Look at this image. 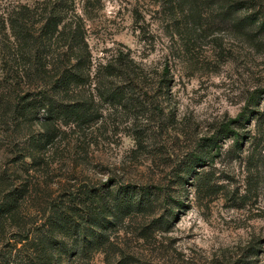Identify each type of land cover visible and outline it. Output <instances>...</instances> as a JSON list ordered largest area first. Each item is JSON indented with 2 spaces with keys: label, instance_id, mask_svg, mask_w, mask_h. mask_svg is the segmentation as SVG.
<instances>
[{
  "label": "rangeland",
  "instance_id": "rangeland-1",
  "mask_svg": "<svg viewBox=\"0 0 264 264\" xmlns=\"http://www.w3.org/2000/svg\"><path fill=\"white\" fill-rule=\"evenodd\" d=\"M73 5L91 70L123 52L145 80L123 105L98 100L92 121L49 123L53 137L31 155L42 115L0 113V194L29 186L20 215L31 226L45 199L148 186L150 204L104 228L79 264H264V30L237 33L204 0ZM23 6L43 14L41 0H0V89L15 66L8 20Z\"/></svg>",
  "mask_w": 264,
  "mask_h": 264
},
{
  "label": "trees",
  "instance_id": "trees-1",
  "mask_svg": "<svg viewBox=\"0 0 264 264\" xmlns=\"http://www.w3.org/2000/svg\"><path fill=\"white\" fill-rule=\"evenodd\" d=\"M42 1L43 14L35 19H31L34 8L26 6L9 17L15 66L2 76L0 89V113H11L17 123L37 119L39 114L43 117L45 130L29 134L27 155L39 152L51 140L49 123L58 119L64 123L92 121L98 115V100L123 105L137 97L132 94L129 98V89L133 91L145 80L139 66L123 52L91 70L83 24L73 0ZM204 1L237 33L251 36L264 30V0ZM127 186L100 191L85 188L69 191L61 200L45 199L31 226L20 215L29 186L20 183L5 190L0 194V264H63V259L65 264H79L73 259L88 258L104 246L108 240L104 228L150 204L148 186L135 189L131 185L129 196ZM108 214L112 220L106 219Z\"/></svg>",
  "mask_w": 264,
  "mask_h": 264
}]
</instances>
